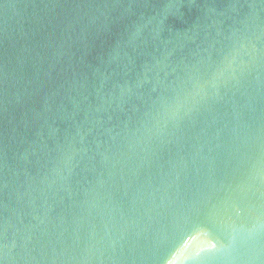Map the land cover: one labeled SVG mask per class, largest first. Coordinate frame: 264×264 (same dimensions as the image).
<instances>
[{
  "label": "water",
  "instance_id": "1",
  "mask_svg": "<svg viewBox=\"0 0 264 264\" xmlns=\"http://www.w3.org/2000/svg\"><path fill=\"white\" fill-rule=\"evenodd\" d=\"M0 264H264V0H0Z\"/></svg>",
  "mask_w": 264,
  "mask_h": 264
}]
</instances>
